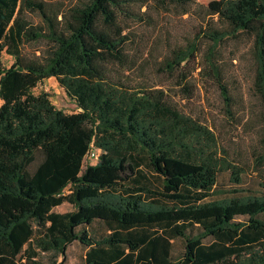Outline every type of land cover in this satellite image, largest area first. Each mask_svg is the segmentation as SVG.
<instances>
[{
	"label": "trees",
	"instance_id": "16d2710c",
	"mask_svg": "<svg viewBox=\"0 0 264 264\" xmlns=\"http://www.w3.org/2000/svg\"><path fill=\"white\" fill-rule=\"evenodd\" d=\"M155 5L199 20L185 47L155 62L159 79L135 51L149 0H0V195L32 206L0 226V264H64L75 242L79 264H264V0ZM230 40L245 41L257 96L244 163L165 87L192 97L201 68L231 107L219 49ZM51 77L79 112L35 91ZM64 203L72 210H54ZM236 203L257 207L244 218H78L99 206L123 216Z\"/></svg>",
	"mask_w": 264,
	"mask_h": 264
},
{
	"label": "rangeland",
	"instance_id": "374dc122",
	"mask_svg": "<svg viewBox=\"0 0 264 264\" xmlns=\"http://www.w3.org/2000/svg\"><path fill=\"white\" fill-rule=\"evenodd\" d=\"M150 7H144L147 14L152 18L151 23L139 22L136 25V39L139 48L135 51L139 53L140 61L144 62V72L147 75L159 79L156 73L155 62L160 60L169 49L173 47H185L190 39L195 36L198 29L199 20L195 16H180L175 11H166L155 5V0H149ZM220 0H198V3L206 6L216 7ZM34 22L39 18L35 14H30ZM40 46L43 43L26 45L28 50ZM223 56V67L225 70L224 82L232 96V106L226 105L221 93V89L216 81L209 78L206 73L200 72L197 68L195 72L196 87L192 97H185L180 93L176 83L171 80L166 81L165 87H174L173 95L179 108L187 115L205 127L210 128L217 136L222 145L228 148L230 156L236 162H246L249 157L250 144L253 142L256 128L253 123V112L257 110L254 103L257 96L253 88L254 70L246 51L245 41H228L219 48ZM205 50L202 46L199 53L200 60ZM202 61V60H201ZM13 57L4 53V63L10 66ZM161 79H165L164 77ZM46 91L50 94L53 103L68 114L79 112L76 102L68 96L54 77L45 79L36 88V92ZM169 90V88H168ZM2 100L0 99V105ZM230 110V113H229ZM241 122V124H240ZM223 151H220V154ZM223 155V154H222ZM96 161V158L93 159ZM232 184H226L231 188ZM31 203L10 195H0V226L8 224L13 218L25 213L31 208ZM256 204L236 203L229 206H214L205 210H167L157 211L151 214H125L121 216L118 212L106 207H95L82 212L80 217L98 218L111 217L120 218L126 221L138 220H160V219H184L193 216L214 215L223 218H244V215L256 208ZM71 204L64 203L54 210L57 212H67L72 210ZM84 249L78 242L73 243L67 252L64 264H79Z\"/></svg>",
	"mask_w": 264,
	"mask_h": 264
},
{
	"label": "built area",
	"instance_id": "2783aa9c",
	"mask_svg": "<svg viewBox=\"0 0 264 264\" xmlns=\"http://www.w3.org/2000/svg\"><path fill=\"white\" fill-rule=\"evenodd\" d=\"M91 154H92L91 157H95L97 155L96 151H92Z\"/></svg>",
	"mask_w": 264,
	"mask_h": 264
}]
</instances>
